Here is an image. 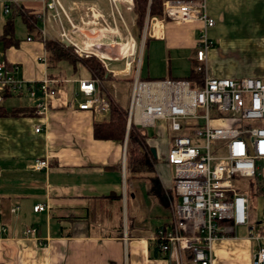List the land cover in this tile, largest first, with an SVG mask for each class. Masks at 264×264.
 <instances>
[{
    "label": "crops",
    "instance_id": "obj_1",
    "mask_svg": "<svg viewBox=\"0 0 264 264\" xmlns=\"http://www.w3.org/2000/svg\"><path fill=\"white\" fill-rule=\"evenodd\" d=\"M6 1L0 0V6ZM15 1L9 7L31 15L36 21L32 25L34 31L28 33L16 18L17 46L6 49L0 46V60L17 66L16 77L25 83L53 81L54 94L48 98L45 115H36L33 100L25 95L6 97L0 104L7 112L17 109L33 112L32 116L0 117V264H165L148 237L165 224L166 196H172V167L168 165L171 173L168 181L154 164L149 176L139 174L131 178L122 149L126 139L121 145L93 138L92 124L103 121L107 114L77 109L86 99L78 92L77 81L91 78L90 72L80 62L73 65L60 62L48 68L43 44L33 36L37 34L41 40L60 44V28L51 19V11L45 10L48 0ZM59 3L63 9L61 29L90 56L97 60L100 58L97 55L106 57L100 58L106 63L115 62L111 56L117 52L130 53L120 57L119 64L122 62L124 67L110 71L107 77L103 75L96 87L121 109L127 111L130 88L126 81H130L133 68L140 81L179 80L189 78L197 65L193 58L199 22L145 19L146 25L136 41L131 28L132 13L121 9L120 14L130 15V30L126 31L129 44H121L114 50L109 48L110 41L104 47L99 44L104 34H114L110 25L115 19L121 20L108 0H59ZM77 3L84 10L94 7L108 24V30L81 28L84 24L81 14L74 11ZM122 4L128 6L126 1ZM205 14L214 23L206 30L212 43L205 62L209 75L264 79V0H206ZM7 15L0 12V27ZM99 48L105 53H96ZM146 51L149 64H161L162 70L151 76L147 66L145 76L140 78L138 65ZM80 69L87 76H81ZM120 87L126 90L125 106L118 102V94H124ZM158 134L155 143L149 139L146 142L155 156L157 144L164 141L166 148L169 144L164 124ZM154 158L151 156L152 162ZM37 160H45L47 168L34 170ZM257 178L264 183V168L258 169ZM134 181L138 182L136 190ZM37 205L44 210L33 212ZM14 207L17 211L11 213ZM145 208L143 218L139 213ZM139 215L142 219L137 221ZM249 223L255 233L264 237V221H256L249 215ZM27 229H34V233L26 235ZM259 247L264 248V239L258 244L250 239L246 227H238L234 236L212 244L211 261L251 264Z\"/></svg>",
    "mask_w": 264,
    "mask_h": 264
},
{
    "label": "built area",
    "instance_id": "obj_2",
    "mask_svg": "<svg viewBox=\"0 0 264 264\" xmlns=\"http://www.w3.org/2000/svg\"><path fill=\"white\" fill-rule=\"evenodd\" d=\"M205 1L165 0L161 17L166 23H200L193 59L201 82L140 81L136 75L129 78L126 131L130 126L154 129L163 123L169 136L164 161L172 167V196H166L170 217L148 237L165 264H212V244L234 236L238 227H246L250 239L258 244L264 239L249 223V201L239 184L240 179L257 177L258 169L264 168V79L209 75L205 62L212 43L206 30L214 23L205 14ZM108 2L119 18L121 9L132 11L131 0H126L127 7L121 0ZM15 4V0H7L0 12L7 15L9 5ZM45 10L51 11V19L60 28V44L70 48L76 58L89 57L90 53L61 29L63 9L59 0H48ZM85 10V16L89 14L94 21L100 19L99 23L108 30V24L94 7ZM98 63L107 77L110 71L106 63L100 58ZM17 71V66L0 60V104L4 95H25L33 100L35 114L45 115L48 98L54 94V82L42 79L25 83L16 77ZM97 85L99 80L93 75L77 81L78 92L86 98L77 105L78 110L107 114L108 102L101 97ZM46 168L45 160L33 164L36 171ZM42 210L41 205L33 207V212ZM16 211V207L10 210ZM33 233L34 229L25 231L26 235ZM251 264H264V248L255 250Z\"/></svg>",
    "mask_w": 264,
    "mask_h": 264
},
{
    "label": "trees",
    "instance_id": "obj_3",
    "mask_svg": "<svg viewBox=\"0 0 264 264\" xmlns=\"http://www.w3.org/2000/svg\"><path fill=\"white\" fill-rule=\"evenodd\" d=\"M132 1V31L134 39L138 41L140 39L145 19L162 17V2L165 0H131ZM19 18L25 28L29 32H33V24L35 19L24 10L19 11L14 6L9 7V13L5 18L2 26L0 27V46L2 49L9 47H16L18 39L14 33V20ZM34 38L42 42L46 51V64L48 68L55 67L60 62H67L69 64H80L85 67L91 75L97 77L102 82L103 72L99 68V63L96 58L89 56L78 60L72 54L70 48H66L63 45L50 40H41L37 34L33 35ZM131 74V73H130ZM112 76V75H111ZM187 80L192 84H199L202 80V76L195 72V69L191 70V75ZM108 102V112L106 118L101 122H94L92 124V136L95 140L100 141H116L122 145L126 136L125 145V167L131 174V178L138 176L139 174L149 176L152 174V159L150 154V148L147 146L148 136L146 132L138 127L130 126L126 131V109H121L114 104L110 99H107L104 95L100 94ZM9 97L4 95V98ZM32 111L26 110H12L5 111L0 106V117L5 116H32ZM257 177L247 179L249 180L242 190L249 201L250 195H261L264 183L258 185ZM263 227V226H262ZM261 227V228H262ZM264 228V227H263ZM260 229V228H259Z\"/></svg>",
    "mask_w": 264,
    "mask_h": 264
},
{
    "label": "rangeland",
    "instance_id": "obj_4",
    "mask_svg": "<svg viewBox=\"0 0 264 264\" xmlns=\"http://www.w3.org/2000/svg\"><path fill=\"white\" fill-rule=\"evenodd\" d=\"M123 1V0H122ZM125 1V0H124ZM77 7L75 8V12L76 14H81V24L84 23L83 25H81V28H84V29H96V30H103V31H107V29H105L102 25V23H99L101 22L100 19H98L97 21H94L92 17H90V15L88 14V16H85L87 15L86 14V11L84 9H82L80 6L79 3H77ZM82 9V10H81ZM130 15H125L124 13L121 12L120 14V19L121 20H116L114 21V24L112 23V25H110V28H112V33H108V34H104L103 37L101 38V40L99 41V44L101 45V47L103 46H106L107 44L109 45V41L111 43V46L112 49L114 50H117V46H120L121 44L124 45V44H129V37H128V34L126 33V31L128 32V30H130V24H131V20H130ZM17 20V19H16ZM15 20V22H16ZM98 22V24H96ZM122 22V24H121ZM17 23H19L18 21L16 22V25ZM73 23L75 24L76 22L73 21ZM15 24V23H14ZM96 24V25H95ZM18 26V25H17ZM123 27H124V30H123ZM125 31V32H124ZM17 33V32H16ZM116 33H119V36L116 35ZM110 35H112V39L110 38ZM134 42L132 43V49H134ZM135 54L134 56H136V53L137 52V44L135 43ZM126 50H124V55H121L120 53H115V55H112L111 57L115 60V62H112V60H110L112 62V64L114 65H111V62L110 61H107L106 64H107V69L109 71H112V70H119V69H122L124 67V64L122 62H120L119 64V61L120 60V57L121 56H128L130 53H126L125 52ZM148 51H146L145 53V56L142 58V63L141 65L139 66L138 65V74H139V77L140 78H143L146 74V67L148 66V69H149V72H150V75L151 76H156L155 74H158L160 73V71L162 70V65L161 64H154L153 66L151 65V63L149 64V59L146 60V55H147ZM100 54V53H99ZM123 54V53H122ZM141 54H142V50H141ZM141 56V55H140ZM97 60V59H96ZM98 61V60H97ZM121 67V68H120ZM113 68V69H112ZM140 69V70H139ZM135 68H133V71L132 73L130 74L129 77H133L135 76ZM80 72V75L81 76H87V72L84 71V69H80L79 70ZM129 77H126L124 79H127ZM152 78V77H150ZM122 79V78H121ZM112 81H115V80H112ZM128 83V87L130 88V81H126ZM111 83V82H110ZM126 85V84H125ZM108 87H110L108 85ZM111 88V87H110ZM120 90L121 92L123 91L124 94L120 93L118 94V102L120 105L122 106H125L126 105V95H125V87H120ZM159 126V127H158ZM160 128H163V123H158L156 125V129H145V132L148 136V139L150 141H153L155 143V141H157V139L159 138V129ZM159 146H156L155 147V150H156V156L155 158L153 159V164L156 168L159 169V171L162 172L163 176H164V179L165 180H170V177H171V173H170V169H169V166L168 164L164 161V157L166 155V145L164 143V141H162L161 143L157 144ZM249 180L247 179H240L239 180V184L241 185V187H243V189L245 188L247 182ZM257 183L258 185H262V180L261 179H257ZM133 184L135 185V190L137 189V186H138V182L134 181ZM148 184V182H147ZM262 194L261 195H250L249 194V215L251 218L255 219L256 221H264V188H262ZM147 208L145 209H142L140 211L139 214H142L143 218L145 217L146 218V213H147ZM166 212V216H165V223L168 221L169 217H170V214H169V210H165ZM141 215L138 216L137 218V221L138 220H141L142 217ZM147 220V219H145Z\"/></svg>",
    "mask_w": 264,
    "mask_h": 264
},
{
    "label": "bare ground",
    "instance_id": "obj_5",
    "mask_svg": "<svg viewBox=\"0 0 264 264\" xmlns=\"http://www.w3.org/2000/svg\"><path fill=\"white\" fill-rule=\"evenodd\" d=\"M121 1H122V0H121ZM123 1H124V0H123ZM125 1H126V0H125ZM104 32H105V31H104ZM93 37H94V36H93ZM88 51H89V50H88ZM103 52H104V51H101L100 48H99V50H98L96 53L103 54ZM93 53H94V52H93ZM104 53H105V52H104ZM94 54H95V53H94ZM97 56L100 57V58H104V59L106 58V57H101L100 55H97Z\"/></svg>",
    "mask_w": 264,
    "mask_h": 264
},
{
    "label": "water",
    "instance_id": "obj_6",
    "mask_svg": "<svg viewBox=\"0 0 264 264\" xmlns=\"http://www.w3.org/2000/svg\"><path fill=\"white\" fill-rule=\"evenodd\" d=\"M151 156L154 158L155 157V151L154 149H150Z\"/></svg>",
    "mask_w": 264,
    "mask_h": 264
}]
</instances>
